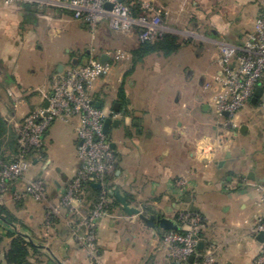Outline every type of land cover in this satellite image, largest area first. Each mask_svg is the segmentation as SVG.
<instances>
[{"label": "crops", "instance_id": "crops-1", "mask_svg": "<svg viewBox=\"0 0 264 264\" xmlns=\"http://www.w3.org/2000/svg\"><path fill=\"white\" fill-rule=\"evenodd\" d=\"M123 1L139 5L147 14L151 12L145 6L160 11L170 28L163 37L173 35L176 40L172 50L161 44L148 51L136 32L124 34L130 58L119 64L123 70L119 90L106 104V88H100L103 79L94 87L92 97L101 108L113 110L120 104L115 111L120 118L114 120L121 123L111 126L108 135L117 163L112 184L116 192L128 197L131 206H140L144 213L162 214L177 224V213L192 212L194 206L198 212L192 213H201L206 220L202 232L205 252L211 246L218 264H253L263 249L259 235H253L252 230L264 221V161L236 157L234 138L227 136L214 161L206 162L201 146L223 131L212 103L220 90L214 78L220 74L221 59L183 66L176 65L174 59L185 50L197 59L201 51H218L219 40L242 44L246 34L255 31L264 4L259 0ZM40 10L23 3H0V113L13 130L29 112L45 104L44 94L50 92L55 76L88 61L68 65L58 55L60 46L82 44L76 35L67 39L63 32L69 26L83 28L84 23L74 20L70 11L42 9L45 16L41 17ZM185 36L189 38H182ZM41 51L46 55L39 58ZM106 56L104 53L100 59L106 60ZM246 113L251 115V110L246 108L239 117ZM76 126L75 121L61 120L51 126L45 136V165L34 172L36 178L54 179L49 199L55 204L60 203L79 167ZM64 131L74 156L62 164L51 156L50 146ZM40 163L37 158L32 161L36 167ZM53 164L59 166L51 169ZM227 178L234 180L230 190L221 186ZM178 180L187 186L180 189ZM7 208L19 227L0 221L4 239L1 264H7L5 255L18 230L28 240L25 264H94L75 239L67 211L48 225L46 204L31 197L22 205L12 201ZM23 213L28 214L27 220ZM134 217L120 204L100 222L96 251L103 264H182L161 246L159 239L165 230L149 228Z\"/></svg>", "mask_w": 264, "mask_h": 264}, {"label": "built area", "instance_id": "built-area-1", "mask_svg": "<svg viewBox=\"0 0 264 264\" xmlns=\"http://www.w3.org/2000/svg\"><path fill=\"white\" fill-rule=\"evenodd\" d=\"M0 3L7 6L16 3L37 6L41 8L38 12L41 17L45 16L42 9L70 11L76 20L91 26L107 20L116 33L136 32L141 42H155L170 31L160 11L145 6V10L151 13L136 16L123 0H0ZM223 52L220 74L214 78L220 90L213 96L212 103L219 118L229 119L222 125L228 128L234 122L233 118H238L239 110L252 102L256 89L259 86L264 89V13L257 18L255 31L247 33L242 44L225 43ZM106 57V60L91 57L85 64L72 66L64 74L55 76L50 92L44 94L45 104L29 112L23 121L15 125L18 153L11 162L0 159V206L6 202L10 184L14 187L12 200L28 196L47 202L48 186L42 180H26L23 192L16 190L17 183L25 180L23 173L32 163L30 154H34V158L43 156L49 126L57 119L77 121L79 167L60 203L55 205L56 208L54 205L47 207V224L50 225L52 213L67 211L70 223L74 225L75 239L81 246L87 247L94 264H103L96 251L97 230L102 219L108 216L107 207L111 200L109 188L117 171L115 154L104 132V125L108 118L117 119L120 114L112 108L97 107L92 92L96 83L110 73L114 64L130 58L123 50ZM259 105L264 108L262 103ZM228 112L230 115L226 117ZM226 137L227 134L221 133L201 146V153L207 163H212L217 152L225 146ZM85 182L99 183L101 190L99 202L89 213L82 208L85 202ZM233 183V178H227L221 186L230 190ZM176 186L183 189L187 184L184 180H178ZM177 217L182 222V233L168 231L160 237V244L180 263L200 264L197 258L198 245L202 242L203 222L198 215L185 211H179ZM252 233L257 236L264 233V221L257 224ZM262 246L254 264H264V242ZM192 256L195 259L190 262ZM202 264H217L214 252H205Z\"/></svg>", "mask_w": 264, "mask_h": 264}, {"label": "rangeland", "instance_id": "rangeland-1", "mask_svg": "<svg viewBox=\"0 0 264 264\" xmlns=\"http://www.w3.org/2000/svg\"><path fill=\"white\" fill-rule=\"evenodd\" d=\"M261 2L264 4V0H259V4H261ZM49 10H53V9H49ZM73 19L76 20L75 18H73ZM76 21H79V20H76ZM79 22L83 23L82 21H79ZM63 33H64V36H67V39L70 38L74 34L77 36L76 39H78L82 42V44H80V45L79 44L74 45V44L70 43V45L60 46V48H59L60 52L58 55L61 56V59L68 65H73L74 61H76V60H77V62H81V59L86 61L88 58H91V57L100 58L101 55L104 53L106 55H108V54L110 55V54H114L118 50H123L125 52L127 51V43H126L127 36H125L122 33H116L112 29L110 22L107 20L101 21L100 23L96 24L95 26H91L89 24L84 23L83 28H79L77 26H69L67 29L64 30ZM182 38L187 39L189 37L185 36ZM194 38L200 39L198 36H195ZM202 38L205 39V36ZM225 43H228V42L221 41V40L218 41V44H219L218 51L215 49L212 51H205V52L201 51L200 53H198L201 56L199 59L195 58L196 55L191 51H186V50L182 51L181 53H178L176 55L174 62L176 65L183 66L184 63H186V64L191 63L192 64L193 62H196V65H203V63H206L209 59L218 58V57H220V59L222 61ZM47 48L49 49V47H47ZM66 50H69V52H66ZM88 52H90L89 55L87 54ZM126 53L129 54L128 52H126ZM37 54H38L39 58L41 56L46 55V53L44 51L38 52ZM81 63H78V65H75V66H80ZM119 64H120V62H117L116 64H114L110 73L105 78H103V81L105 83L100 85L101 86L100 88H102V89H104V87L106 88V95H107L106 96V99H107L106 104L110 103L112 97H114V95H115V92H117L121 86V82H122V78H123L122 77L123 70H121L122 67L119 66ZM70 67H72V66H70ZM213 106H214V112L216 114V107L214 104H213ZM246 108H248V110H251V115L249 113L248 114L246 113V115H244V116L242 115V117L238 116L237 119L234 117L233 118L234 122L231 125H229L228 128H225V126H223L224 131H222V134H224V133L227 134L229 139L234 138V140H233V142L235 141L234 154L236 157H240V159H248V160H251L254 158V159H257L259 162L264 161V108L260 105H254V107H253L249 104H247ZM246 108L240 109L238 112V115H240V113H242L243 110H245ZM229 115H230V112H228V116H226V117H229ZM216 117H217L216 122H220L222 125H225V123L228 122V120H229L228 118L227 119L219 118L217 116V114H216ZM23 119H22V121H23ZM58 120H61V119L55 120L49 126L48 131L51 128V126L55 122H57ZM61 121H63V120H61ZM71 121H75L77 123L76 120L72 119ZM65 122H67V121H65ZM68 122H70V121H68ZM18 123H20V122H18ZM242 125H245L248 127V131H247L246 135H242L240 132ZM51 145H52V146H50L51 147L50 151H52L51 156L55 157V159L58 160V162L60 161L63 164V162L69 160V158L73 159L74 154H72V150H71L70 145H69L67 132L64 131V132L60 133L57 136V138L55 139V142ZM44 149H45V143H44ZM75 150L76 149H74V153L76 152ZM36 158H37V160H40L41 163L37 167L33 166V164L30 163L27 170L24 171V173H23L25 180H21V182H19V183H23V184L22 185L20 184L19 187L16 188V190L23 192L25 190L24 185H25L26 180H31V181L42 180L48 186L47 202H41V201H38L34 198H33V200L44 203V204H46L47 207L49 205H54V207L56 208L55 205H57V204L51 202L49 199V189L51 186V182L54 179L53 178L49 179L50 177L36 178L34 176V174H35L34 172H37L38 169H40L42 166L45 165V161H46L45 150H43V156L42 157H36ZM56 166H59V164H57V165L53 164L51 166V169L55 168ZM50 176H52V175H50ZM114 177H115V175L112 177V182H113ZM7 190L8 191H7V194L5 197L6 202H4V204L1 206L7 207L10 205V202H12V201L15 203V205H22L26 202V199H28V196H25L19 200H12L11 195H12V192H14V187L11 186V184H10V185H8ZM82 208L85 210V212L89 213L88 207L84 203L82 205ZM138 208H140V210L142 209L140 206H138ZM47 211H48V208H47ZM185 212L192 213V212H189L187 210ZM52 214L53 215H51L50 221H49L50 225L52 224V222L57 217L60 216L61 212L58 211V212H55ZM192 214L198 215L201 222H203L202 223L203 224L202 232H203V230H205V228H206L205 217H203V215L201 213H198V214L192 213ZM27 216H28V214H25V213L22 214V218L24 220H27ZM134 218H136L137 221L140 220L138 218V216L134 217ZM20 220H22V219H20ZM14 225L18 229L19 224L14 223ZM181 230H183V227H181ZM18 231H19L18 233L20 234L21 231L20 230H18ZM97 238H98V235H97ZM81 248L87 252V247L81 246ZM209 252H214V256L216 259L215 251L211 246H209L207 251H206L207 254ZM254 262H253V264H254ZM182 264H186V263H182Z\"/></svg>", "mask_w": 264, "mask_h": 264}, {"label": "trees", "instance_id": "trees-1", "mask_svg": "<svg viewBox=\"0 0 264 264\" xmlns=\"http://www.w3.org/2000/svg\"><path fill=\"white\" fill-rule=\"evenodd\" d=\"M125 2V1H124ZM127 5L131 7L133 15H142L147 14L143 11L139 5H131L130 1L125 2ZM164 40L158 39L155 42H142L143 46L148 48V51H154L159 48V45L163 44L169 50L174 49V43L176 38L173 35H166L163 37ZM162 38V39H163ZM89 60V59H87ZM86 63V62H85ZM84 63V64H85ZM259 105V103L255 104ZM19 151V143L16 133L13 128L8 125V123L4 120L0 113V159L5 162H11L13 158ZM34 154H30V159L33 161ZM19 184V183H17ZM83 188L85 190V202L84 204L88 207V211L92 212L95 209L96 204L100 200L101 190L95 188L91 183L85 182L83 184ZM116 189L113 184H111L109 188L110 193V203L107 207L108 212H112L114 208L120 207L119 201L115 197ZM151 212L146 211L145 214L148 215ZM3 220L7 223H17V219L10 213L9 209L6 206H0V221ZM178 225L180 226V230L178 232L182 233L181 227L182 222L178 220ZM166 231L164 234H166ZM202 236V234H201ZM13 239L10 243V247L8 252L5 255V260L7 264H25L27 261V257L29 255V245L27 243V238L23 234H17L12 236ZM3 237L0 236V256L2 254L1 244L3 242ZM200 256L197 258V261L202 264L204 262V254L205 250H199ZM2 263V259L0 257V264ZM189 264V263H186Z\"/></svg>", "mask_w": 264, "mask_h": 264}, {"label": "water", "instance_id": "water-1", "mask_svg": "<svg viewBox=\"0 0 264 264\" xmlns=\"http://www.w3.org/2000/svg\"><path fill=\"white\" fill-rule=\"evenodd\" d=\"M102 60H105V58L103 57ZM252 103L253 104L262 103L264 105V89H263L262 86H259L256 89V92L254 94V98L252 99ZM46 106H47V104H46ZM96 106L100 108L101 107V103L97 102ZM119 109H120V104L119 103L115 104V106L113 107V110L114 111H119ZM226 116H228V114H226ZM120 123H121L120 120H114L112 118H108L105 121L104 132L107 135H109L111 126H118V125H120ZM247 131H248V127L247 126H242L241 132L242 133H246ZM111 147H113L112 144H111ZM262 181H264V178L262 179ZM92 185L95 188H97V189L100 188V184L99 183H93ZM115 197L120 202L124 212L128 216H138L141 220H143L145 222V224L149 228L154 229V228H156L158 226V227H160L161 229H163L165 231H178V230H180V226L174 220H172L170 218H167L166 216H164L162 214L146 215L139 208L131 206L129 204V202H128V197L126 195L122 194L120 191H117L115 193ZM191 210H192V212H198V209L195 208L194 206H192ZM258 238H259V240L261 242H264V233H261L258 236ZM198 249L199 250H204L205 249L204 242H201L198 245ZM194 259H195V257L192 256V257H190L189 261L193 262Z\"/></svg>", "mask_w": 264, "mask_h": 264}]
</instances>
